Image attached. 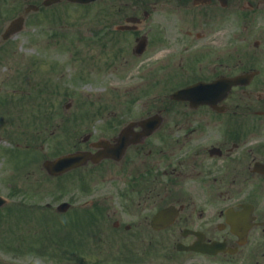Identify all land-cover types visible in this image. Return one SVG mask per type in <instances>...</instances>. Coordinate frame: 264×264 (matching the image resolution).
<instances>
[{
  "label": "flooded vegetation",
  "instance_id": "1",
  "mask_svg": "<svg viewBox=\"0 0 264 264\" xmlns=\"http://www.w3.org/2000/svg\"><path fill=\"white\" fill-rule=\"evenodd\" d=\"M50 2L0 0V264L51 256L34 226L47 208L76 264H264V0ZM68 5L82 8L70 61L91 52L112 105L61 123V155L87 159L60 175L42 163L52 207L19 169L34 161V110L18 99L34 82L12 50Z\"/></svg>",
  "mask_w": 264,
  "mask_h": 264
},
{
  "label": "rangeland",
  "instance_id": "2",
  "mask_svg": "<svg viewBox=\"0 0 264 264\" xmlns=\"http://www.w3.org/2000/svg\"><path fill=\"white\" fill-rule=\"evenodd\" d=\"M62 9L67 11V14L65 16L50 17V26L34 23L24 32L15 36L13 41L17 44L12 50L15 51L14 56L18 57V59L28 60L23 70L25 74L28 73L29 80L34 82L31 89L33 91L29 97L23 96V94L18 97V99L23 100L25 105H28L29 102V105L34 110V155H32L34 156V161L24 162L23 164L20 161L19 169L35 172L30 180L34 182V186L42 185V188L44 187V189L39 188L37 201H40L39 204L41 205L50 203L52 207L60 202L58 189H54L58 181L48 179L41 168L44 160L59 157L67 148L64 141L61 140L60 134L63 131L61 123L75 122L77 107L83 109L84 116H93L94 114L91 113L94 111L92 107L112 105L110 98L107 96L108 90H106L107 85L110 83V81L108 82V73H100L96 69L93 70L92 63L85 61L91 52L83 55L84 61L81 64L77 65L70 61V59H74V54L77 51L74 47L78 36L75 26L82 25L79 23L78 17L79 10L82 8L68 5L62 7ZM84 9L86 10L87 8ZM93 9L95 8H88V10ZM60 10L61 8H55V11ZM87 14L83 17V24L90 23L88 19H92L90 17L91 13ZM54 21L57 23H54ZM50 27L52 29H49ZM56 37H59V39ZM58 42L63 43L57 44ZM7 63L10 65L15 64L14 61H8ZM31 63L33 65H30ZM27 66L30 72L27 70ZM6 67L7 65L3 64V71L0 73H10ZM30 85L32 86V82ZM9 90L7 88V91ZM131 95L133 96V94ZM117 97L121 100L120 96ZM131 104L139 106L137 109L141 113L149 105V102L138 103L134 100ZM142 105H144L143 109L140 107ZM96 119L98 122L104 121L99 116ZM47 187L50 188L45 190ZM87 197L89 198L88 194L84 196V198ZM45 210L50 217V221L49 219L47 220L46 229L42 227V231L37 225L39 223L35 220V234L43 232L48 235L46 238L49 239V250L53 253V256L40 259L38 254L35 253L34 263L76 264L77 258H71L72 255L69 254L65 256L61 251L63 243L60 241L59 244L61 236L58 213H55L52 208ZM64 258L66 259L64 260Z\"/></svg>",
  "mask_w": 264,
  "mask_h": 264
},
{
  "label": "water",
  "instance_id": "3",
  "mask_svg": "<svg viewBox=\"0 0 264 264\" xmlns=\"http://www.w3.org/2000/svg\"><path fill=\"white\" fill-rule=\"evenodd\" d=\"M71 1L84 3V2H89L91 0H71ZM81 158L84 157L78 155H71V156L59 158L53 162H46L44 164V167L50 174L57 175L75 167L80 162V160H82Z\"/></svg>",
  "mask_w": 264,
  "mask_h": 264
}]
</instances>
